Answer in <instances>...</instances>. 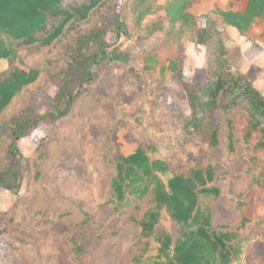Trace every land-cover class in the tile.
Listing matches in <instances>:
<instances>
[{
	"label": "rangeland",
	"instance_id": "1",
	"mask_svg": "<svg viewBox=\"0 0 264 264\" xmlns=\"http://www.w3.org/2000/svg\"><path fill=\"white\" fill-rule=\"evenodd\" d=\"M125 1L117 0L118 10ZM164 2L156 0L155 4ZM214 16L222 19L217 13ZM133 18L129 13L131 25ZM152 19L167 20L163 11L146 17L145 24ZM224 34L235 65L253 81L255 72L241 54L242 47L234 45L230 29ZM118 42L132 61L103 66L66 117L50 125L41 123L19 140L21 185L17 193L0 191V264H153L163 260L157 258L160 242L156 238L168 235L175 239L180 226L167 210L160 209L156 219L150 220L154 234L144 237L141 221L149 211L157 212L153 195L126 189L119 202L112 187L117 160L145 145L157 147L149 153L151 159L168 163L169 172L161 175L165 182L192 167H212L214 180L209 185L221 192L210 203L215 226L235 227L243 215L264 205V190L253 184L258 171H246L252 144L244 142V132L238 129L244 128L239 110L216 113L200 134H180L178 115L189 114L186 95L171 72L160 73V66L175 60L183 70V81L201 80L206 50L194 45L191 32L172 36L162 32L150 38L134 33L131 38L121 36ZM61 46H40L30 53L24 45L18 46L17 64L33 67L39 75L0 114V124L6 125L28 106L34 116L50 108L59 85L52 74L63 52ZM252 46L245 56L254 53ZM151 56L159 62L155 68L129 72ZM7 66L6 60L0 61V71ZM254 80L263 83L256 87L264 94V79ZM214 129L218 144L212 147ZM230 129L232 150L227 139ZM4 131L0 129V133ZM7 158L8 142L2 137L0 166ZM260 262L264 264V237L247 245L240 264Z\"/></svg>",
	"mask_w": 264,
	"mask_h": 264
},
{
	"label": "trees",
	"instance_id": "2",
	"mask_svg": "<svg viewBox=\"0 0 264 264\" xmlns=\"http://www.w3.org/2000/svg\"><path fill=\"white\" fill-rule=\"evenodd\" d=\"M65 1L0 0V61L8 62L7 68L0 71V114L39 75L37 69H25L17 64L18 46L24 45L29 53L57 43L63 49L57 59V70L52 74L59 85L50 108L34 116L33 108L28 106L6 125L0 124V129L5 130L0 133V140L5 137L8 142V158L0 166V191L17 193L21 185L20 139L41 123L50 125L66 117L85 93L86 86L99 77L103 66L126 65L132 61L120 49L121 36L131 38L136 33L150 38L157 33L172 36L185 31L191 32L194 44L206 50L201 80L183 81V70L175 60L160 66V73L171 72L186 95L189 114L178 115L182 124L180 134H200L216 113L228 115L239 110L244 128L238 129L244 132V142L252 144L246 171L253 174L258 171L253 184L264 190V94L235 65L224 36L227 26L235 28L240 35L247 34L256 19L264 18V0H248L244 12L219 11L222 21L209 14L194 16L190 12L193 0H165L162 4H155L156 0H126L121 10L117 9V0ZM157 11L164 12L166 22L152 19L145 24L146 17ZM129 13L134 17L132 25L127 21ZM158 64L151 56L129 72L149 71ZM233 138L230 129L227 134L230 150ZM210 144L212 147L218 144L216 129ZM156 149L154 144L145 145L121 156L112 179L114 197L119 202L124 199L126 189L133 194L153 195L157 212L149 211L141 221L144 237L154 234L150 220L156 219L160 209L167 210L180 226L177 238L168 235L156 238L160 242L157 258L163 260H155L153 264H240L247 245L254 238L264 237V205L243 215L235 227L215 226L210 203L221 192L209 185L214 180L212 167H192L165 182L161 175L169 172V165L163 159H151L149 153ZM74 243L77 245V241ZM80 249L78 244L77 250Z\"/></svg>",
	"mask_w": 264,
	"mask_h": 264
},
{
	"label": "crops",
	"instance_id": "3",
	"mask_svg": "<svg viewBox=\"0 0 264 264\" xmlns=\"http://www.w3.org/2000/svg\"><path fill=\"white\" fill-rule=\"evenodd\" d=\"M209 2L211 4L210 7L204 8L203 6L205 5V3H209ZM247 2L248 0H193L192 6L190 8V12L196 17L202 14H209L214 18H216L214 14L217 13L218 15H220L219 11L244 12L247 6ZM218 21H222V19ZM229 29H230V38L235 39L234 45L241 46L242 47L241 54L245 58L249 59L247 60L248 61L247 63L251 65V69L255 72L253 73L254 74L253 78L264 79V18L256 19L252 24L251 30L245 35H240L238 31L231 26L224 27V32H228ZM228 41H229L228 38L225 37L226 46L231 49ZM194 45L197 46L196 44ZM252 45H254L255 47L254 53L245 56L244 52L253 48ZM198 47H202V46H198ZM240 70L246 74V71H244V69H240ZM254 79L253 82L255 83V85L263 84L261 83V81H256Z\"/></svg>",
	"mask_w": 264,
	"mask_h": 264
}]
</instances>
